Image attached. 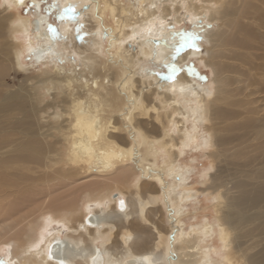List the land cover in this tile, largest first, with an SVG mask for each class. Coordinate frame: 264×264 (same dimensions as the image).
Here are the masks:
<instances>
[{"label": "bare ground", "instance_id": "bare-ground-1", "mask_svg": "<svg viewBox=\"0 0 264 264\" xmlns=\"http://www.w3.org/2000/svg\"><path fill=\"white\" fill-rule=\"evenodd\" d=\"M28 1L35 5L32 18L9 12ZM57 1L58 40L43 27L38 0H3L0 6V138L9 142L0 146L4 264H207L198 241L210 226H190L170 237L160 211L162 195L176 207L189 194L177 191L175 172L171 183L157 185L162 170L174 166L195 141L198 124L208 133L201 134L196 148L215 145L220 163L227 154L241 157V170L251 168L246 194L222 184L219 212L231 249L227 259L264 264V119L260 124L254 119L251 131L241 126L244 132L235 137L240 126L233 120L241 111H228L224 104L232 95H251L263 82L256 54L264 49V0H131L132 9L120 15L118 0L109 1L123 36L114 54L132 73L130 67L145 55L163 66L199 55L170 39L168 25L180 22L182 12L215 24L205 31L213 89L185 72H148L116 83L101 53L93 0ZM81 14L86 18L80 35L71 24ZM30 30L26 49L43 61L51 96L42 104L33 84L12 87L5 80L22 69L12 43L15 33L26 36ZM156 38L163 42L155 45ZM34 40L42 43L35 46ZM143 162L150 166L141 168ZM223 177L220 170L212 175L214 181Z\"/></svg>", "mask_w": 264, "mask_h": 264}, {"label": "rangeland", "instance_id": "rangeland-1", "mask_svg": "<svg viewBox=\"0 0 264 264\" xmlns=\"http://www.w3.org/2000/svg\"><path fill=\"white\" fill-rule=\"evenodd\" d=\"M38 1L39 12L41 16L44 17L43 27H45L50 32L55 40H58V37H60L58 28L62 19L59 10L60 8L58 7V1ZM109 1L110 0H93L92 4L95 7L93 12L100 20V36L102 38L101 53L111 67V70L114 72L116 83L127 76L132 75V77H138L148 72L150 74L158 72L161 75H172L178 72H185L193 80H196L198 83L206 86L209 89H213V83L211 82V68L205 64V57L207 56L208 47L205 31H207L209 28H213V26L215 27V24L210 25L211 23L209 21L203 20L202 18H199L196 21L193 19L191 20L190 12H187V14L182 12L180 14L182 17L180 22L168 25L169 27L167 28V31L172 32L170 39L179 40L181 42L182 34H196L198 37L196 43L198 47L202 49L199 51V55L189 57L182 65L178 66L175 64H166L164 66L159 63L156 64L153 57H147L145 55L130 67L134 72L132 73L123 66L122 62L119 61L118 56L114 54L118 45L116 42H118V39H120L119 37L123 36H121L118 30L115 29V24L111 17L112 14L110 12L109 6H107ZM130 1L131 0H118L116 14L120 15L121 11H123V9L126 7L131 8L132 6ZM31 5L32 4L30 1H28L27 4L21 8H11L9 12L11 11L15 17L29 16L32 18ZM0 6H3V0H0ZM129 12L130 11H128V13ZM83 18H86V16L81 14L79 18L71 24L72 30L76 34L81 35ZM209 25L211 27H209ZM16 33L12 43L16 44L18 47L22 69L17 70L16 73L11 71V73H8V75L5 76V80L8 84L14 85L12 87L18 86V83L23 81V83L27 81V83L33 84L36 88V94L40 99L41 104L46 103L50 101L51 98L46 89L48 88V80H46L47 73L45 70L46 67L42 63V60L35 59L36 56L34 54H30L26 49V45L28 46L27 40L29 39L28 37L32 35V31L30 30L26 36H21L20 32ZM114 35L118 36V38L111 39V37ZM261 39L262 37L259 38V43ZM161 42H163V39L156 38L153 41L155 45ZM41 43V40H34L35 46H40ZM23 46H25L26 50ZM256 55V63L259 64L261 68H263L260 69V72L263 74V79H261L263 82L260 86H258V90L248 96L237 94L239 96L238 98H235L233 97L234 95H232L224 100V104L227 102L226 109H228V111H241L240 115L238 112H236V119L233 120L238 122L240 126L234 132L235 137L241 135L240 133L244 132L242 131L241 126L247 127L246 130L249 131L250 128L254 127V119L258 121L257 124H260L261 119H264V49L262 48V50H259ZM79 66L80 65H77L75 68H78ZM190 66H194L197 69L199 75H203L207 79L202 80L199 78V75L190 73L188 71ZM78 71L81 72L82 69ZM232 100L233 106H229L228 103ZM244 107L246 109H243ZM48 108H50V106H48ZM243 118H246L248 121H245L243 124H241ZM229 121H232V119H229ZM205 124L207 126L209 125L208 122ZM197 127L198 128L195 130V132L198 134V139L195 138V141H192L190 146L182 150L178 156V160L175 161V165L172 166L173 168L171 167L166 170H162L163 179H161V182H158L159 184L157 183L158 187L160 188L165 184V181L167 183H171L174 175L173 173L175 172V180L178 182L180 181L177 191L182 192L186 190L189 196L182 200L179 205L173 207L167 205L169 198L166 199V197L162 195V205L160 211L169 230L170 237H175V235H178L179 232H187L190 226L203 228V225L205 226L208 224L210 226V233L205 234L198 241L199 250H202V252L204 251L206 253L207 264H230L227 256L230 255L229 252L231 249L227 240L228 238L226 236V232L223 230L224 224L221 218V212H219V203L221 202L219 196L223 191L222 184L226 181L228 185H233L230 189L231 191H242V193L246 194L253 182V180L250 179L251 168H243L244 170H241V166L238 164V160L240 161L241 157H229L227 154L225 157L223 155L222 159L224 160L220 163L214 156L215 152L218 150L216 149L215 145L207 147L200 146L199 148H196L195 143L199 142L201 134L208 133V130L206 129L207 127L203 124H198ZM12 130H16V127L13 125ZM257 132L255 131V133ZM227 134L229 135V132H227ZM231 134L232 133H230V135ZM236 142L241 141H235L234 143ZM8 143L9 142L7 139L0 138V146H8ZM245 150L247 149L245 148ZM245 150L243 148V151L247 155ZM158 164L160 165L161 161H159ZM149 166L150 165H148L147 162H143L141 168ZM217 170H220V173L224 175L223 179H220V181H214L212 178V175L215 174ZM160 193L163 194L162 191ZM169 207L172 208L170 209ZM170 216H173L175 221L171 222ZM172 225L174 226L172 227ZM170 237L169 240H171ZM6 249V246H0V264H4ZM232 262L233 263L231 264H240L234 258Z\"/></svg>", "mask_w": 264, "mask_h": 264}, {"label": "snow or ice", "instance_id": "snow-or-ice-1", "mask_svg": "<svg viewBox=\"0 0 264 264\" xmlns=\"http://www.w3.org/2000/svg\"><path fill=\"white\" fill-rule=\"evenodd\" d=\"M32 7H35V5H31ZM209 27H211L209 25ZM198 39V37L196 36V34L194 33H187V34H182V40H181V44H180V47L181 48H190L194 51H201L202 49H200L196 43V40ZM188 71L194 75H199L197 69L194 67V66H190ZM170 79H174L175 77L172 76V77H169ZM199 78L202 79V80H206L207 78L203 75H199Z\"/></svg>", "mask_w": 264, "mask_h": 264}]
</instances>
